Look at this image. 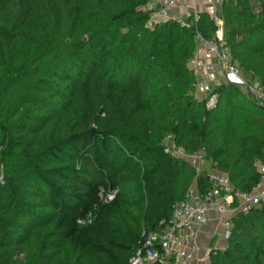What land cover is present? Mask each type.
I'll return each instance as SVG.
<instances>
[{"label": "trees", "instance_id": "1", "mask_svg": "<svg viewBox=\"0 0 264 264\" xmlns=\"http://www.w3.org/2000/svg\"><path fill=\"white\" fill-rule=\"evenodd\" d=\"M155 1L0 0V264H130L194 184L213 189L168 137L234 191L261 185L264 106L233 84L213 85L214 108L195 95L196 35L216 21L150 25ZM215 17L264 90V0H223ZM231 222L210 264H264V206Z\"/></svg>", "mask_w": 264, "mask_h": 264}, {"label": "built area", "instance_id": "2", "mask_svg": "<svg viewBox=\"0 0 264 264\" xmlns=\"http://www.w3.org/2000/svg\"><path fill=\"white\" fill-rule=\"evenodd\" d=\"M211 1L216 7H220L223 2ZM159 5L160 9H154L151 14L150 25L174 20L178 21L181 27H189L188 21L196 22L201 13L196 0H163L159 1ZM212 18L218 26L215 37L206 40L197 34L196 41L197 45L204 46L206 55L212 57L215 62L198 57L189 62V69L196 77L197 99L205 101L208 108L216 107L219 97L213 93L212 82L205 77L219 70L224 76V84L244 87L257 104L264 106V90L256 84L247 83L233 65L223 39V21L214 15ZM165 152L176 159L189 162L200 172L199 167L204 160L203 151L187 154L183 148L174 144L172 137H168ZM258 169L263 175V182L264 159L258 164ZM208 178L213 184V189L204 197H200L198 187L194 184L186 198L174 206L164 231L144 232V243L136 251L130 264H210L211 259L219 252H224L227 246H202L200 235L213 221V213L218 215L217 223L223 226V237L227 241L233 217L239 212H248L264 206V189H260V186L247 194L234 191L228 177L223 174L210 171ZM114 195L115 193L109 195L108 199L112 200ZM234 203H237V206H234Z\"/></svg>", "mask_w": 264, "mask_h": 264}, {"label": "crops", "instance_id": "3", "mask_svg": "<svg viewBox=\"0 0 264 264\" xmlns=\"http://www.w3.org/2000/svg\"><path fill=\"white\" fill-rule=\"evenodd\" d=\"M202 0H196L197 2V8L199 10V12L203 13H209L211 14V7H207V3H204L203 5H201ZM159 6V2L155 1L150 3L145 10L148 11H153L154 9H156ZM201 8V9H200ZM194 57H198L210 62H215L214 59L212 57H208L205 53V48L203 45H198L196 52H195V56ZM217 72L215 74H213V76L211 75V79L210 81L212 82L213 85H219V84H223L224 83V76L223 74L220 72L218 73V70H216ZM208 164V163H207ZM208 166L210 167V165L208 164ZM210 169V168H209ZM209 169L207 168V171H209ZM260 189H264V181L261 183ZM213 217V221L210 223V225L201 233L200 235V241L202 243L203 247H207V246H219L222 244H227V241L224 239L223 237V233H224V228L222 225H219L217 223V219H218V215L213 213L212 215Z\"/></svg>", "mask_w": 264, "mask_h": 264}, {"label": "rangeland", "instance_id": "4", "mask_svg": "<svg viewBox=\"0 0 264 264\" xmlns=\"http://www.w3.org/2000/svg\"><path fill=\"white\" fill-rule=\"evenodd\" d=\"M204 3H207V7H211V15H217V9H218V7H216V6H214L213 5V3H212V1L211 0H202L201 1V5H203ZM201 9V8H200ZM220 19V18H219ZM217 71H215L214 72V74L216 73ZM221 72V71H220ZM219 72V70H218V73H220ZM212 76H213V74H212ZM205 79L206 80H209L210 81V79H211V76H208V77H205ZM211 82V81H210ZM207 168L209 169L210 167L208 166V164L206 163V162H204V160H203V162L201 163V165H200V167H199V170H200V172H202V171H204V170H207ZM211 169H209V171H210Z\"/></svg>", "mask_w": 264, "mask_h": 264}, {"label": "water", "instance_id": "5", "mask_svg": "<svg viewBox=\"0 0 264 264\" xmlns=\"http://www.w3.org/2000/svg\"><path fill=\"white\" fill-rule=\"evenodd\" d=\"M157 9H160V5L157 7ZM100 115H103V110L100 111Z\"/></svg>", "mask_w": 264, "mask_h": 264}]
</instances>
